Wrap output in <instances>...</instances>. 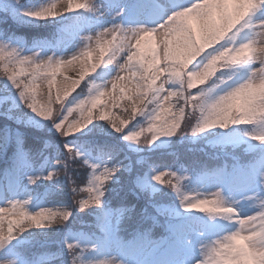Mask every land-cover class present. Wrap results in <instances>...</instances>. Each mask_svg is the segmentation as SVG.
Returning a JSON list of instances; mask_svg holds the SVG:
<instances>
[{
    "label": "clouds",
    "instance_id": "obj_1",
    "mask_svg": "<svg viewBox=\"0 0 264 264\" xmlns=\"http://www.w3.org/2000/svg\"><path fill=\"white\" fill-rule=\"evenodd\" d=\"M10 2L18 9V13L51 10L53 5H56L55 11L59 13L67 7L66 0ZM91 3L97 9L100 8L95 0H91ZM258 3L259 0H218V5H230L231 8L224 7L215 16H202L198 30L186 25L183 31L158 30L145 36L144 51L140 54L136 72L124 77L119 87L103 101L97 102L92 114H89L91 104H85L84 101L101 88H109L119 76L122 65L119 51L104 61L113 65L114 71L101 69L97 73L104 51L96 48L95 34L84 32L69 46L68 49L71 50L67 51L76 55L83 53L85 49H92L91 56L84 55L82 64L73 62L71 67H66L60 73L39 75L38 103L33 110L40 115L47 113L41 123L50 133L58 136L62 144H75L74 148L61 152L60 159L56 158L54 150L47 153L52 165H60L52 168L51 175L47 177L48 186L54 185L55 194L66 195L67 201L51 200L47 207L42 208L35 205L32 196L26 194L19 201L18 210L7 214L15 217V220H8L7 226H0V243L7 242L11 237L9 247L16 249L0 259V264H84L95 255L85 251L83 242L74 243L71 249L66 248L64 236L59 240L38 239L39 236L48 237L50 230L59 233L63 229L65 234L68 230L95 231L94 221L84 219V213L93 204L85 209L81 203L90 198V194L82 189L89 174V145L77 146L74 141H66L69 128H75L79 133L80 126L84 130L95 119L97 122L111 124L110 128L117 134L127 123L142 117L135 124L134 131L120 137L124 142H132L126 143V147L135 149V153L170 149L172 138H175L180 144L187 142L193 146L199 145L198 148L190 147L188 151L205 153L215 164L220 165L230 163L231 160L230 149L219 143L222 137L233 132L245 137L264 134V124L251 123L257 107L264 111V12L252 13ZM189 15L198 13L191 12ZM31 21L59 24L61 20ZM234 28L237 29L235 32ZM146 30L142 28L134 32L131 28L121 29L117 24L103 30L100 35L111 38L115 32H120L126 45L135 41L141 31ZM57 33L58 31H54L44 39H54ZM221 40H224L223 47L210 56L205 55L208 48ZM16 47L12 38L0 35V48L10 51ZM136 47L139 48V45ZM174 48L177 50L174 51ZM20 50L32 49L20 47ZM157 59L160 60L159 64L156 63ZM149 62L152 64V71L146 72L145 67ZM19 71L23 72L24 69ZM68 72L72 75H67ZM5 75L4 71H0V79H5ZM77 86L79 92L72 95ZM50 87L57 89L54 101L49 98ZM25 109L27 110L26 107ZM101 112H106L107 116H101ZM236 125L240 127H235ZM21 135L25 151L38 158L40 149L33 151L32 148L25 147V137L23 133ZM44 144L56 146L52 140H45ZM120 151L121 149L114 147L113 157L109 161L114 172H119L121 167L127 168L128 165L127 156L118 158ZM170 154L177 158L179 156L175 151ZM0 156H6L7 166L10 165L12 157L8 154L7 147L0 151ZM64 164H67V168L63 167ZM81 171L84 172L83 178L80 177ZM183 175L189 178L178 180L177 183L181 187L180 196L189 197L181 202L186 205L195 201L199 188L194 180L195 174L190 169ZM43 185L45 183L41 181L37 187ZM44 190H47V186ZM214 191L219 194L221 203L218 207H213L206 219L210 223L223 225L226 230L214 236L213 240L244 230L255 235L258 234L257 229L264 228V216H260L259 221L252 217L241 218L248 212L264 213V195L253 194L250 199H241L228 195L220 186ZM132 194L134 195L133 192ZM130 207L134 209L135 204L132 203ZM37 214L38 220H34L33 217ZM3 218L4 214H0V222ZM141 227L135 217L130 215L119 225L117 234L121 240H131L141 231ZM112 255L116 258L111 260V264H136L132 257H118L115 253ZM237 255L250 257L246 264H264V251L241 248Z\"/></svg>",
    "mask_w": 264,
    "mask_h": 264
},
{
    "label": "snow or ice",
    "instance_id": "obj_2",
    "mask_svg": "<svg viewBox=\"0 0 264 264\" xmlns=\"http://www.w3.org/2000/svg\"><path fill=\"white\" fill-rule=\"evenodd\" d=\"M66 2L67 7L59 13L55 11L56 5H53L51 10L19 13V17L29 20L74 21L72 25L62 24L54 39L38 41L29 51L20 50L19 45L10 51L0 48V71L6 73L5 79L16 90L19 103L27 108L26 113L17 117L18 123H40L47 115H40L33 110L38 103L41 73H60L66 67H71L73 62L82 64L84 55L93 54L92 49H85L83 53L76 55L67 51L81 33L95 34L96 48L104 51L103 61L96 69L97 73L111 65L104 61L114 56L117 51L122 61L119 76L109 88H101L85 99V104H91L89 114H92L97 102L103 101L119 87L124 77L136 72L140 54L144 51L145 36L158 30L183 31L186 25L198 30L202 16H215L224 7L231 8L230 5H218V0H103L99 9L93 6L91 0ZM191 12L198 15H189ZM259 12H264V0H259L252 10V13ZM5 15L11 16L12 13ZM117 24L121 29L131 28L134 32L142 28L147 30L141 31L135 41L126 45L120 32H115L111 38L100 35L103 30ZM236 30L233 29L234 32ZM136 45H139V48ZM223 45L224 40H221L208 48L205 55L214 54ZM156 63L159 64L160 60L157 59ZM19 69L24 71L20 72ZM145 71H152L151 62L146 65ZM78 89L77 86L72 95L78 93ZM30 97L32 99H29ZM49 98L50 101L57 98L56 88H49ZM100 115L107 116V113L101 112ZM96 122L93 119L87 127H100ZM133 122L127 123L117 133L119 138L135 130ZM59 123L58 120L57 126ZM251 123L264 124V111L259 107L253 113ZM108 125L112 127L111 124ZM80 127L82 132L83 126ZM68 133L66 141L67 138L78 134L75 128H69ZM219 143L230 149V163L185 164L179 158L169 163L163 159L154 160L138 155L134 162L128 157L127 168L121 167L119 172H114L109 163L115 146L90 144L88 155L91 158L87 163L89 174L87 182L82 185V189L90 194V198L81 203L85 209H88L89 204H93V207L84 213V218L88 217L94 221L95 231L68 230L63 238L65 247L71 249L74 243L83 242L85 251L95 254L84 264H111V260L116 258L113 253L118 257H132L136 264H246L250 257L237 253L241 248L264 251V228L257 229L258 234L255 235L244 230L231 233L223 239L213 240L214 236L226 229L223 225L210 223L206 216L214 206L218 207L221 203L219 194L214 191L218 186L228 195L241 199H250L253 194L264 195V134L257 133L245 137L233 132L222 137ZM5 147L11 154L12 162L6 169L7 178L5 170H0V214H4L0 226H7L8 220H15V217L7 214L18 210L19 201L26 194L32 196L36 206H48L56 194L55 186H48L47 177L51 175L53 167L60 165H52L47 153L54 150L56 158L60 159V153L74 148L75 144L66 143L62 147L44 144L37 158L25 151L23 137L18 130H8L0 132V151ZM63 167L67 168V164ZM189 169L195 174L194 180L199 192L193 203L182 205L181 202L189 197L180 196L181 187L177 181L189 178L183 175ZM41 181L47 186V190L43 192L38 191L37 187ZM130 190L137 200L134 209L130 207L132 203L128 202L124 194ZM20 214L23 216L24 213L21 211ZM130 215L141 224V231L131 240H121L117 234L118 227ZM260 216H264V213L248 212L241 218L252 217L259 221ZM33 219L38 220V214ZM206 241L210 243H205ZM11 243V237L7 242L0 243V259L16 251L15 248L9 247Z\"/></svg>",
    "mask_w": 264,
    "mask_h": 264
},
{
    "label": "trees",
    "instance_id": "obj_3",
    "mask_svg": "<svg viewBox=\"0 0 264 264\" xmlns=\"http://www.w3.org/2000/svg\"><path fill=\"white\" fill-rule=\"evenodd\" d=\"M7 11L0 9V32L9 35L10 37H20L26 41L27 44H31L37 40H42L45 37H49L54 31H58L59 24L48 23V22H36V23H24L18 19L12 18L11 16H6ZM18 20V21H17ZM46 40V39H44ZM51 40V39H49ZM79 91V89H78ZM9 93L16 94V91L12 86L3 85L2 81H0V132L11 130L13 132L19 131L23 133L25 137V147H30L33 151L40 149L43 146V142L45 140H52L55 145L62 147L58 136L50 133L47 128L40 124H32V123H18L16 120L17 117L22 116L27 112L24 105L19 103V101H13L9 97ZM5 97L7 99L5 100ZM15 105V106H14ZM10 110V111H9ZM116 109H114V112ZM7 113V114H5ZM142 117H137V121L141 120ZM134 121V122H137ZM96 124L100 125V127H96L94 125H89L88 128L84 129L80 134L67 138L70 141H74L77 146L84 145L87 147L90 144H108L121 149L119 152L118 158H124L125 156L132 159L134 162L138 155L150 157L154 160L163 159L169 163L176 160V156H172L170 154L171 151H175L179 153V160L184 162L185 164L197 162L201 164L214 165L216 162L209 159V157L205 153H201L198 150L196 151H188L190 147L198 148L199 145H190L187 142L184 144L173 143L172 149L161 150V151H152V152H143L140 154L135 153L130 148L126 147V142L122 141L117 134H115L110 126L104 122L99 121ZM8 154H10L8 152ZM127 162V160L125 161ZM7 168V159L6 156H0V170H5ZM84 172H80V177L83 178ZM44 187L46 185L40 186L41 190L44 191ZM129 203H137L136 197L133 196L132 192L126 191ZM53 200L55 201H67V196L62 193H57ZM85 220H90V218L85 217ZM65 235V230L61 229L59 233H55L53 231H49L48 237L39 236V241L48 240H59L61 237Z\"/></svg>",
    "mask_w": 264,
    "mask_h": 264
},
{
    "label": "rangeland",
    "instance_id": "obj_4",
    "mask_svg": "<svg viewBox=\"0 0 264 264\" xmlns=\"http://www.w3.org/2000/svg\"><path fill=\"white\" fill-rule=\"evenodd\" d=\"M31 2H32V3H38V0H31ZM95 2L98 3V4H101V3H103V0H95ZM0 9L7 11V13H8V12H11V13H12L11 17H12V18H15V20L18 19V20H20V21H23L24 23L32 22L31 20H29V19H27V18H21V17H19L18 9L15 7L14 4H12V3L10 2V0H0ZM74 11H78V9H74ZM18 20H17V21H18ZM32 23H33V22H32ZM73 23H74V21H72L71 24H68V25H72ZM0 35L4 36L2 33H0ZM4 37H8V36H4ZM10 38H12V39L16 42L17 45H19L20 47H24V48H26V49H28V48H32L33 45H34V43H36V42H34V43H32V44L27 45V44H26V41H25L24 39L20 38V37H10ZM154 42H155V41H154ZM68 50L70 51L71 49H68ZM103 70H104V71H114V66H113V65L107 66V67L103 68ZM100 71H101V70H100ZM100 71H99V72H100ZM99 72H98V73H99ZM67 75L71 76L72 73H71V72H68ZM0 81H2L3 85L6 84V86H12L10 82L6 81V79H0ZM9 95H10V96H7V97H9L11 100H13V101H19V100H18V97L16 96V94L11 95V94L9 93ZM14 106H15V105H14ZM0 111H1V107H0ZM113 111H114V109H113ZM16 120H17V119H16ZM136 123H137V122H135L134 124H136ZM38 124H40V126H43V125H44V124H42L41 122L38 123ZM78 134H80V133H78ZM78 134H77V135H78ZM173 143H174V144L177 143L176 140H175V138H172V145H171V148H170V149H172V148H174V147L176 146V145H175V146L173 147ZM161 150H168V149H156L155 151H161ZM38 191L43 192V190H41L40 187L38 188Z\"/></svg>",
    "mask_w": 264,
    "mask_h": 264
}]
</instances>
